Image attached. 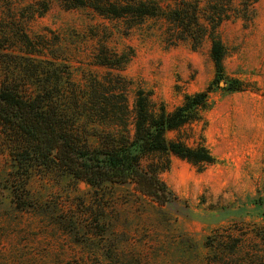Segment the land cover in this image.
I'll use <instances>...</instances> for the list:
<instances>
[{
    "label": "rangeland",
    "instance_id": "1",
    "mask_svg": "<svg viewBox=\"0 0 264 264\" xmlns=\"http://www.w3.org/2000/svg\"><path fill=\"white\" fill-rule=\"evenodd\" d=\"M22 35L65 55L76 79L106 72L92 65L100 46L127 54L120 75L130 104L142 90L171 109L214 78L207 39L172 45L159 21L128 29L57 0H0V78L26 57ZM217 37L224 74L243 90L212 86V106L192 128L214 161L199 168L171 157L160 173L176 197L169 204L129 183L92 187L60 170L34 171L20 185L0 139V264H264V0Z\"/></svg>",
    "mask_w": 264,
    "mask_h": 264
},
{
    "label": "trees",
    "instance_id": "2",
    "mask_svg": "<svg viewBox=\"0 0 264 264\" xmlns=\"http://www.w3.org/2000/svg\"><path fill=\"white\" fill-rule=\"evenodd\" d=\"M258 1L57 0L66 11L86 9L128 29L159 21L172 45L187 42L195 49L207 39L214 78L171 109L142 90L130 104V81L120 75L130 60L127 54L100 46L92 65L106 72L100 77L81 73L76 79L65 55L22 35L26 57L7 62L0 78V139L15 167V181L21 185L34 171L60 170L92 187L129 183L161 206L174 201L160 178L171 157L199 168L214 161L192 128L212 106V86L222 83L229 93L243 90L240 81L224 74L225 48L217 29L233 19L249 21ZM46 10L42 4L37 15ZM216 264L232 262L222 258Z\"/></svg>",
    "mask_w": 264,
    "mask_h": 264
}]
</instances>
